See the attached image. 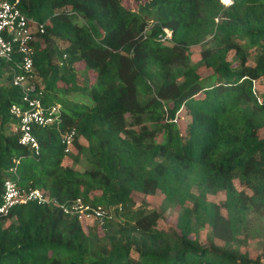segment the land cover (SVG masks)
I'll use <instances>...</instances> for the list:
<instances>
[{
  "label": "trees",
  "instance_id": "16d2710c",
  "mask_svg": "<svg viewBox=\"0 0 264 264\" xmlns=\"http://www.w3.org/2000/svg\"><path fill=\"white\" fill-rule=\"evenodd\" d=\"M231 1L19 0L45 27L29 96L62 113L34 130L39 156L20 146L10 109L23 94L0 63V204L6 180L48 199L0 218V264H264V0ZM72 128L76 155L60 143ZM157 194L177 209L173 227L134 198ZM76 199L111 219L54 205Z\"/></svg>",
  "mask_w": 264,
  "mask_h": 264
},
{
  "label": "built area",
  "instance_id": "2783aa9c",
  "mask_svg": "<svg viewBox=\"0 0 264 264\" xmlns=\"http://www.w3.org/2000/svg\"><path fill=\"white\" fill-rule=\"evenodd\" d=\"M224 6H230L231 0H220ZM43 23L30 20L19 8V0H0V63L8 67L9 82L13 87L19 88L23 94L20 104L11 106L10 113L17 119L15 132L19 135V145L29 148L35 156L40 155V145L34 135V130L47 127L61 120V106H45L39 99L29 96L33 87L34 48L33 44L44 33ZM163 41H170L171 31L163 29ZM3 77H6V76ZM178 124V116L173 120ZM77 136L74 128L61 133L60 143L64 153L69 154L74 150V141ZM30 202L38 204L48 203L47 197L37 189L20 188L12 180L3 184V194L0 204V218L8 216L9 212L18 205ZM54 205L64 214L75 216L84 224L97 223L100 227L110 220L113 209L101 206L86 205L81 199H76L70 204ZM121 211V207L118 208Z\"/></svg>",
  "mask_w": 264,
  "mask_h": 264
},
{
  "label": "rangeland",
  "instance_id": "374dc122",
  "mask_svg": "<svg viewBox=\"0 0 264 264\" xmlns=\"http://www.w3.org/2000/svg\"><path fill=\"white\" fill-rule=\"evenodd\" d=\"M124 5L130 9H135L141 0H122ZM199 46H195L191 48V55H192V63H197L199 61ZM83 67L77 66L78 73L80 74H86L87 78L93 81L95 75L94 74H87L83 73L82 71ZM205 75V74H204ZM262 85H264V79L260 82ZM261 85V86H262ZM263 87L260 88V91H262ZM178 116V124L177 126L180 129L181 134L183 135L185 133V129L187 124L190 121L189 116L185 115L183 112L181 114H177ZM74 154L76 155V151L72 150ZM63 164L65 166L74 167L77 170H82L84 168V163L82 160L78 162L77 165L74 164L71 157H66ZM135 201L137 206L139 207L141 204H143L147 209L150 210H156L161 213V219L159 221V226L163 228H170L173 227L175 224L176 216H177V209L170 208L166 205V203L163 200V196L160 194L155 195L154 197H143V196H135ZM214 200H220V198H215ZM208 228H203L200 232V238L202 241H205V239L208 236ZM242 251H249L250 255L254 257L255 255L260 253V245L256 241H250L247 246H244L241 248Z\"/></svg>",
  "mask_w": 264,
  "mask_h": 264
}]
</instances>
